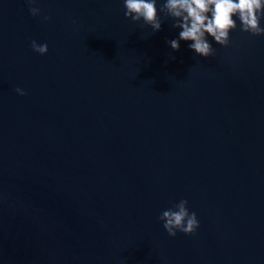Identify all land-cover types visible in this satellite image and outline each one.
<instances>
[{"label":"water","instance_id":"obj_1","mask_svg":"<svg viewBox=\"0 0 264 264\" xmlns=\"http://www.w3.org/2000/svg\"><path fill=\"white\" fill-rule=\"evenodd\" d=\"M33 6L0 0V264H264V36L205 58L122 0Z\"/></svg>","mask_w":264,"mask_h":264},{"label":"clouds","instance_id":"obj_2","mask_svg":"<svg viewBox=\"0 0 264 264\" xmlns=\"http://www.w3.org/2000/svg\"><path fill=\"white\" fill-rule=\"evenodd\" d=\"M25 2L29 5L30 15L41 14V9L33 6L37 0ZM122 6L126 18L133 22L142 20L153 32L161 28V14L170 18L171 26L180 31L167 44L175 51L179 50L180 41H190L188 48L200 57L207 58L215 54L213 42L228 46L230 32L237 28L251 36H264V26L261 24L264 19V0H162L159 8L157 0H122ZM49 19V16H43V20ZM30 47L39 54L48 51L47 43L38 44L36 40L30 41ZM14 91L19 95H26L25 90L20 87H16ZM187 204V199H181L157 216L170 237H174L177 232L193 234L200 226L196 212L190 211Z\"/></svg>","mask_w":264,"mask_h":264}]
</instances>
